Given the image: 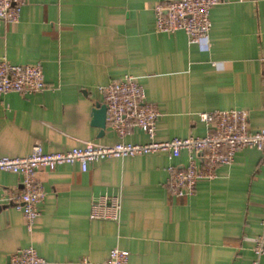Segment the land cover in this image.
<instances>
[{
  "label": "crops",
  "instance_id": "0c3cea01",
  "mask_svg": "<svg viewBox=\"0 0 264 264\" xmlns=\"http://www.w3.org/2000/svg\"><path fill=\"white\" fill-rule=\"evenodd\" d=\"M165 1L27 0L17 23L0 21V61L40 63L47 85L0 95V156H26L35 144L57 152L118 142L107 126L99 134L92 109L103 104L98 87L125 76L156 105L158 141L204 136L198 114L215 110H244L250 131L264 128V0L214 6L207 49L183 31L156 32L153 7ZM123 141L148 137L134 129ZM187 163L184 151L157 152L98 160L86 171L77 163L40 169L45 197L31 231L13 207L20 176L0 171V264L27 246L49 264L100 263L115 247L129 252L127 264H251L263 232V153L239 150L193 195L175 197L164 185L167 167ZM113 195L118 221L90 219L92 201Z\"/></svg>",
  "mask_w": 264,
  "mask_h": 264
},
{
  "label": "built area",
  "instance_id": "2783aa9c",
  "mask_svg": "<svg viewBox=\"0 0 264 264\" xmlns=\"http://www.w3.org/2000/svg\"><path fill=\"white\" fill-rule=\"evenodd\" d=\"M27 0H0V21L15 24L19 21L22 6ZM222 0H169L154 5L155 30L158 33L183 31L190 43L203 49L209 45L212 22L211 9ZM47 88L40 63L17 65L6 59L0 61V95L9 92L32 94ZM106 106V126L114 132L119 141L101 144L84 141L66 151L44 152L39 144L32 147L26 156H0V171L19 175L22 189L13 197V207L22 214L25 228L31 231L40 212L38 204L44 199L45 191L36 182L35 173L40 169L53 170L58 165L74 164L86 171L90 163L109 158L134 157L165 152L169 158L187 154V165L179 168L167 167L165 187L175 197L193 195L200 180L216 177V168L230 165L237 151L254 147L264 155V128L250 131L247 112L240 109L215 110L198 114L207 128L204 136L173 137L168 140L155 139L156 120L160 113L155 104L147 102L143 87L131 76L112 80L98 87ZM144 132L145 143L124 142L132 130ZM1 205V204H0ZM118 196H102L92 201L90 219L118 221L120 214ZM261 226L263 232L253 243L251 264H260L264 256V205ZM129 252L112 248L106 260L94 263L87 258L82 264H127ZM8 264H49L38 255L33 246H27L13 253Z\"/></svg>",
  "mask_w": 264,
  "mask_h": 264
},
{
  "label": "water",
  "instance_id": "95a60500",
  "mask_svg": "<svg viewBox=\"0 0 264 264\" xmlns=\"http://www.w3.org/2000/svg\"><path fill=\"white\" fill-rule=\"evenodd\" d=\"M91 123L100 129L99 134L102 135L106 128V106L105 104L96 103L92 109ZM2 207L0 206V209ZM9 262V260H8Z\"/></svg>",
  "mask_w": 264,
  "mask_h": 264
}]
</instances>
